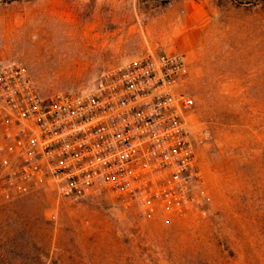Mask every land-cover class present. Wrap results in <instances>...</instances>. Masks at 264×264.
<instances>
[{"label":"rangeland","instance_id":"rangeland-1","mask_svg":"<svg viewBox=\"0 0 264 264\" xmlns=\"http://www.w3.org/2000/svg\"><path fill=\"white\" fill-rule=\"evenodd\" d=\"M162 51L188 62L195 136L213 132L196 146L205 215L143 217L102 190L19 195L0 173V264H264V1L0 0V65L24 63L44 95Z\"/></svg>","mask_w":264,"mask_h":264},{"label":"built area","instance_id":"built-area-1","mask_svg":"<svg viewBox=\"0 0 264 264\" xmlns=\"http://www.w3.org/2000/svg\"><path fill=\"white\" fill-rule=\"evenodd\" d=\"M176 51L150 52L105 69L91 91L44 95L20 61L0 65V173L21 195L51 187L59 197L97 190L135 204L143 217L206 209L191 125L194 97Z\"/></svg>","mask_w":264,"mask_h":264},{"label":"trees","instance_id":"trees-1","mask_svg":"<svg viewBox=\"0 0 264 264\" xmlns=\"http://www.w3.org/2000/svg\"><path fill=\"white\" fill-rule=\"evenodd\" d=\"M260 1H264V0H260ZM248 2H251V1H248Z\"/></svg>","mask_w":264,"mask_h":264}]
</instances>
